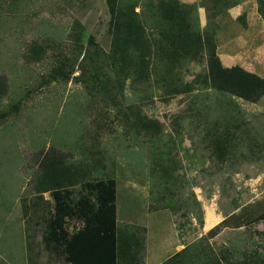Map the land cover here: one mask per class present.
<instances>
[{
    "label": "rangeland",
    "instance_id": "374dc122",
    "mask_svg": "<svg viewBox=\"0 0 264 264\" xmlns=\"http://www.w3.org/2000/svg\"><path fill=\"white\" fill-rule=\"evenodd\" d=\"M179 1L194 6L199 31L215 33L224 66L264 77L259 0H235L228 9L212 0ZM154 2L136 6L149 35ZM109 24L107 0H0V75L8 82L0 97V264H66L42 241L44 218L55 220V190L41 200L35 193L39 154L49 147L90 170L70 187L72 203L94 198L86 181L115 179L118 231L142 241V264L174 254L183 264L264 258V220L207 233L264 199V96L252 103L211 88L205 55L163 63L142 84L104 86L114 75L106 58ZM85 50L94 55L82 59ZM133 109L155 127L136 126ZM212 127L238 138L225 159L209 147ZM80 226L67 220L69 231Z\"/></svg>",
    "mask_w": 264,
    "mask_h": 264
},
{
    "label": "trees",
    "instance_id": "16d2710c",
    "mask_svg": "<svg viewBox=\"0 0 264 264\" xmlns=\"http://www.w3.org/2000/svg\"><path fill=\"white\" fill-rule=\"evenodd\" d=\"M139 2L140 0H107L111 43L106 58L114 75L105 79L104 86L114 80L113 87L118 86L122 90L128 79L142 84L163 63L173 67L180 60L198 61L205 55L204 79L211 88L252 103L264 96V77L238 64H222L216 53L215 33L201 32L195 27L193 5L183 4L179 0H155L152 5L155 33L149 35L136 11ZM212 2H222L226 9L238 4L235 0ZM258 11L264 18V0H259ZM243 24L246 25L245 22ZM98 50L96 48L94 53L98 54ZM86 54L92 56L93 53L90 55L85 50L82 59ZM96 79L100 85L98 74ZM7 89V78L0 75V97L6 94ZM131 114L136 126L144 129L155 127L154 122L144 120L138 111L133 109ZM2 117L0 113V120ZM209 137V147L220 159L229 155V145L238 140L229 130L218 131L214 127ZM89 176L90 170L83 164L69 161L66 154L56 147L40 152L35 180L36 197L41 200L44 192L55 190L56 198L55 220L44 218L46 223L42 241L46 248L60 253L66 264H142L139 256L142 241L133 232L118 231L114 178L86 181L84 185L94 198L82 196L75 203L70 201V187L85 181ZM24 208L23 215L28 214L25 204ZM244 208L242 213L229 215L207 233L214 232L216 227H241L264 220V199L258 200L257 204H247ZM71 218L81 221V226L73 231L67 228V220ZM233 219L235 221L230 223ZM34 244V238L30 235L27 250L31 261L37 257ZM177 255H172L161 264H183L176 258ZM198 264H264V258L222 260L210 257Z\"/></svg>",
    "mask_w": 264,
    "mask_h": 264
},
{
    "label": "crops",
    "instance_id": "0c3cea01",
    "mask_svg": "<svg viewBox=\"0 0 264 264\" xmlns=\"http://www.w3.org/2000/svg\"><path fill=\"white\" fill-rule=\"evenodd\" d=\"M217 215V214H216ZM219 219V218H218Z\"/></svg>",
    "mask_w": 264,
    "mask_h": 264
}]
</instances>
